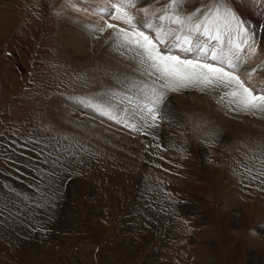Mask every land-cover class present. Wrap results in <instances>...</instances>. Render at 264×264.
Listing matches in <instances>:
<instances>
[{
  "label": "rangeland",
  "instance_id": "374dc122",
  "mask_svg": "<svg viewBox=\"0 0 264 264\" xmlns=\"http://www.w3.org/2000/svg\"><path fill=\"white\" fill-rule=\"evenodd\" d=\"M205 2L186 0L181 14ZM72 4L0 0V264H264V139L233 133L237 113L227 105L224 130L195 113L186 114L194 131L180 124L173 99L210 98L197 88L169 92L167 119L152 128L133 131L102 115L97 105L116 118L134 105L127 90L102 88L94 60L67 48L66 24L92 45L108 34L88 30L104 21ZM229 6L258 21L262 45L264 0ZM247 57L242 67L259 59Z\"/></svg>",
  "mask_w": 264,
  "mask_h": 264
},
{
  "label": "snow or ice",
  "instance_id": "6c2138e0",
  "mask_svg": "<svg viewBox=\"0 0 264 264\" xmlns=\"http://www.w3.org/2000/svg\"><path fill=\"white\" fill-rule=\"evenodd\" d=\"M154 3L159 0H147L146 4L141 0H106L103 8H92L104 21L95 32H107L105 39L110 46L135 61L134 71L145 78L131 84L117 80L130 93L128 105H134L121 109L119 119L98 105L97 110L133 131H141L167 119L169 92L197 88L216 93L217 103L227 105L230 111L264 115V87L254 88L250 83L258 69H243L247 82L238 75L245 54H257L254 32L229 6V0H207L187 16L180 10L186 0H168L149 17L148 8ZM130 8H139L145 19L137 21ZM130 118L139 126L129 123Z\"/></svg>",
  "mask_w": 264,
  "mask_h": 264
},
{
  "label": "bare ground",
  "instance_id": "6f19581e",
  "mask_svg": "<svg viewBox=\"0 0 264 264\" xmlns=\"http://www.w3.org/2000/svg\"><path fill=\"white\" fill-rule=\"evenodd\" d=\"M94 1L99 2L98 4H104V5L106 2V0H94ZM146 1L147 0H141V3H145ZM73 2H74V4H72L73 7H76L77 9H83V12H81V14H79V15H84L86 17L88 16L89 18H92L93 21H97L98 23L100 22V20H98V18H101V15H98V13L97 14L93 13V11H92L93 5H89V4L85 3L84 0H73ZM108 2L110 3V2H112V0H108ZM253 3H254V1H253ZM247 4L250 5L249 3H247ZM83 5H85V6L87 5L88 9H87V7H84ZM155 6H156V3L153 4L150 8L154 9ZM96 8H98V7H96ZM130 9L137 10L139 8H130ZM148 10H149V8H148ZM62 14L64 15L63 16L64 19L67 21L66 23L71 24L69 22L72 20L70 12H63ZM77 20L82 21V17L80 18L77 16ZM257 22L258 21L255 19H250L249 22H247V24L253 30V32H255L254 33V39H255V44H256V48H257V54L255 56H252V58L259 56V59L255 62H250V60H247V62H246L247 64H245L242 67V69H245V68L246 69H253V68H256V69L259 68L260 69V66L264 65V54H263V56L260 54V52H261L260 48H262V51L264 52V50H263L264 42L261 45L260 40L258 38V35L256 34L258 31V30L257 31L255 30L257 28V25H256ZM72 24H73V22H72ZM100 25H101V23H100ZM87 28L90 31H95V27H93L90 24H89V27H87ZM68 29H70V28L66 24V26L63 29V32H64V34H67V35L63 36V41L66 43L67 48L72 50L73 52L76 51L78 53V55L80 54L81 57L89 58L90 60L95 61V63L91 64V68H92L94 74L97 76V78H99V80L102 82L101 83V84H103L102 88H105V91L109 90L108 92H111V91H114L115 89L127 90L126 87L122 86L120 83H117L118 79L121 81H125L127 84H131L132 82H139V81H142L145 79L144 77H142L140 75L139 72L134 71V69L137 67L136 62L129 59L127 56H121L120 51H118L115 46H110V42L107 41L106 39L105 40L101 39L100 42H97L95 45H92L93 43H91V42L89 43V42L84 40V36L82 37L83 34L75 33L73 31H70V33H67ZM73 29H71V30H73ZM77 29H79V28H77ZM80 32H83V31H80ZM168 42L171 43L172 40H168ZM247 58L250 59L249 56ZM89 59H87V60H89ZM89 70H91V69H89ZM241 73H242V71L239 72L238 75L241 76ZM258 74H259V77L264 78V71H260ZM241 79H242V77H241ZM260 80H262V79H260ZM245 81L247 82L248 80H245ZM258 81L256 80L255 74H253L252 78L250 80L251 86H257V87L264 86V82L259 83ZM113 88H115V89H113ZM110 89H112V90H110ZM183 90H181V91H183ZM196 91H197V89H196ZM204 94H205V96L210 97V98H205V97L202 98L204 95L203 94L199 95L197 93H196V96H191V94H190V95H187L186 97H174L175 100L173 99L172 106L175 110L174 114L176 113V115H177L176 118L179 119L180 124L181 123H183V125L187 124L194 131V125H195V123H197V120L196 121L193 120L194 123H192V122L187 120L188 117H186V116L188 115V113H191L193 115L195 113V115H199L202 119L205 118L203 120H205V122H207V123H208V121H209V123L210 122L212 123V121H215V122L218 121L219 125H217L215 127V130L216 129L224 130V105L217 103V96L214 95V92L209 94V93L204 91ZM119 96H120V94H119ZM216 103H217V106H219V107H214V105ZM169 108L171 109V107H169ZM118 110H120V109L118 108ZM217 110H220V111H217ZM236 113H237V115L235 117H237V119H233L232 121L237 122V128L235 130H233V133L238 134L241 137H246V136L248 138L252 137V138H254V141L259 140V139H262V140L264 139L263 138L264 137V119L263 118H261V120H259V119L255 118L254 115H251V114L249 115V113H244V112H236ZM120 117H121L120 114H118L117 119H119ZM170 117H171V115H170ZM238 117L241 118V120L238 119ZM177 119H173L174 122H178ZM242 119L246 120V121L243 122ZM128 122L132 123L131 120ZM234 125H236V123ZM186 128H188V127H186ZM91 132H96V131L91 130ZM153 149H154V147H153ZM149 154L152 157H154V155H156V152L152 150L151 153H149Z\"/></svg>",
  "mask_w": 264,
  "mask_h": 264
}]
</instances>
